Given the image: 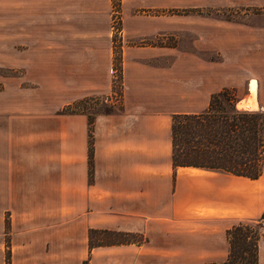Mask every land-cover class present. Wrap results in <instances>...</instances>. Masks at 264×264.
Masks as SVG:
<instances>
[{
  "label": "crops",
  "instance_id": "1",
  "mask_svg": "<svg viewBox=\"0 0 264 264\" xmlns=\"http://www.w3.org/2000/svg\"><path fill=\"white\" fill-rule=\"evenodd\" d=\"M0 8V15L7 17L8 0H0ZM252 33L236 39L241 50L236 63L228 54L203 66L196 59L187 76L123 52L120 95L110 97L118 108L92 117L90 166L88 117L83 112L56 117L63 130L56 128L54 136L34 141L33 146L43 148L24 158L9 156L6 124H1L0 185L14 176L25 185L19 200L0 201L1 215L16 211L10 214V264L222 262L228 253V229L264 213V160L254 179L174 166L170 124L174 114L204 110L210 95L223 88L245 89L235 103L242 107L252 79L256 107L249 109L264 111V20ZM223 42L228 48L229 41ZM250 47L255 48L254 63L245 52ZM82 62L64 70L72 89L65 101L98 92L110 95L109 79L74 80L84 76ZM3 117L7 119V110L1 106ZM89 230L129 240L90 247ZM256 264H264V234L257 242Z\"/></svg>",
  "mask_w": 264,
  "mask_h": 264
},
{
  "label": "rangeland",
  "instance_id": "2",
  "mask_svg": "<svg viewBox=\"0 0 264 264\" xmlns=\"http://www.w3.org/2000/svg\"><path fill=\"white\" fill-rule=\"evenodd\" d=\"M263 20L264 2L257 0H8V16L0 15V107L7 110L0 125L6 124L9 156L40 152L43 147L33 146L34 141L54 136L56 128L63 130L57 127L58 116L83 112L92 117L116 110L118 101L110 97L120 95L123 52L187 76L196 59L202 66L226 54L239 61L236 39L255 36L252 32ZM245 52L254 63L255 48ZM81 61L84 76L74 80L109 79L110 95L98 92L65 101L72 89L64 70L71 64L79 67ZM246 92L233 89L237 100ZM24 186L18 176L3 179L0 201L19 200ZM11 212L16 211L1 215L0 210V264L11 260ZM254 221L242 223L252 226ZM93 237L100 242L128 239L99 231Z\"/></svg>",
  "mask_w": 264,
  "mask_h": 264
},
{
  "label": "trees",
  "instance_id": "3",
  "mask_svg": "<svg viewBox=\"0 0 264 264\" xmlns=\"http://www.w3.org/2000/svg\"><path fill=\"white\" fill-rule=\"evenodd\" d=\"M236 101L233 89L223 88L210 95L204 110L172 115L170 136L171 160L174 166L219 170L251 179L260 175L264 160V111L238 109L235 106ZM109 112H112L110 108L101 113ZM87 117L90 166L93 116ZM260 218L252 226L239 222L228 229L226 258L222 262L206 264H256L257 242L264 231L253 226L258 225ZM94 232L88 231L90 247L129 240L94 241ZM82 264L88 262L84 261Z\"/></svg>",
  "mask_w": 264,
  "mask_h": 264
},
{
  "label": "bare ground",
  "instance_id": "4",
  "mask_svg": "<svg viewBox=\"0 0 264 264\" xmlns=\"http://www.w3.org/2000/svg\"><path fill=\"white\" fill-rule=\"evenodd\" d=\"M255 89H256V81L255 79H252L249 83V96H248V102L246 104H243V108H250V107H256L255 103Z\"/></svg>",
  "mask_w": 264,
  "mask_h": 264
},
{
  "label": "built area",
  "instance_id": "5",
  "mask_svg": "<svg viewBox=\"0 0 264 264\" xmlns=\"http://www.w3.org/2000/svg\"><path fill=\"white\" fill-rule=\"evenodd\" d=\"M257 226L260 227L262 230H264V214L260 218V220L258 221V225Z\"/></svg>",
  "mask_w": 264,
  "mask_h": 264
}]
</instances>
